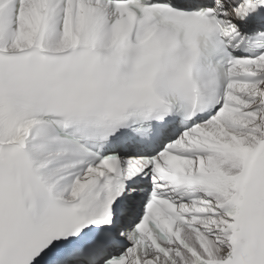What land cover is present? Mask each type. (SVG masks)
Wrapping results in <instances>:
<instances>
[{"label":"snow or ice","instance_id":"6c2138e0","mask_svg":"<svg viewBox=\"0 0 264 264\" xmlns=\"http://www.w3.org/2000/svg\"><path fill=\"white\" fill-rule=\"evenodd\" d=\"M0 264H264V0H0Z\"/></svg>","mask_w":264,"mask_h":264}]
</instances>
